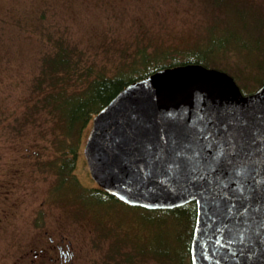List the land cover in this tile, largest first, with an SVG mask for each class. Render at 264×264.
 I'll return each instance as SVG.
<instances>
[{
	"label": "rangeland",
	"instance_id": "obj_1",
	"mask_svg": "<svg viewBox=\"0 0 264 264\" xmlns=\"http://www.w3.org/2000/svg\"><path fill=\"white\" fill-rule=\"evenodd\" d=\"M260 22L264 24V0H0V264L29 260L31 230L80 237L78 243L88 241L73 232L96 230L95 211L80 209L96 189L83 161L79 159L74 171L78 187L67 185L52 195L58 182L43 167L50 157L49 140L39 137L36 126H14L30 100L47 50L45 39H67L89 62L113 73L128 67L137 47L173 52L201 41L199 49L204 50L213 25L227 26L228 34L243 36L253 46L260 41L255 29ZM245 57L228 52L208 66L226 69L241 93L249 95L262 78L253 77L255 67ZM42 128L49 137L48 126ZM99 205L101 216L121 233L125 253L116 264H149L159 251L187 255L192 230H165L160 214L116 201ZM80 249L77 255L84 264H93L92 248Z\"/></svg>",
	"mask_w": 264,
	"mask_h": 264
},
{
	"label": "water",
	"instance_id": "obj_2",
	"mask_svg": "<svg viewBox=\"0 0 264 264\" xmlns=\"http://www.w3.org/2000/svg\"><path fill=\"white\" fill-rule=\"evenodd\" d=\"M90 178L129 207L194 203L191 264H264V84L188 64L122 90L92 121Z\"/></svg>",
	"mask_w": 264,
	"mask_h": 264
},
{
	"label": "trees",
	"instance_id": "obj_3",
	"mask_svg": "<svg viewBox=\"0 0 264 264\" xmlns=\"http://www.w3.org/2000/svg\"><path fill=\"white\" fill-rule=\"evenodd\" d=\"M261 22L258 28L255 27L260 41L253 46H249L243 36L228 34L225 29L227 26L219 25L217 29L213 25L208 31L211 38L208 40V34L206 36L210 44L204 50L202 47L199 49V44L203 43L201 41L188 49L173 52L167 49L147 51L137 47L128 67L119 68L113 73L89 62L85 53L67 39H45L47 50L40 58L39 73L30 88V100L22 118L14 120V126L20 129L36 126V130L41 133L39 137L49 140L50 157L43 167L54 174L58 182L51 191L52 195L56 196L69 187H78L74 171L79 159L87 167L84 149L88 138L86 134L90 132L93 119L130 84L167 68L188 64L210 68V61L233 52L238 56L240 53L247 56L248 64L255 67L253 77L262 78L260 88L264 84V24ZM171 53L174 55L170 56ZM212 69L228 72L217 65ZM44 124L51 131L49 137L45 135L47 128H42ZM92 193L93 196L82 200V207H79L84 213L89 210L99 212V204L115 201L114 197L98 189ZM148 212L162 216L165 230L171 227L175 230H193L196 216L194 203L171 211Z\"/></svg>",
	"mask_w": 264,
	"mask_h": 264
},
{
	"label": "flooded vegetation",
	"instance_id": "obj_4",
	"mask_svg": "<svg viewBox=\"0 0 264 264\" xmlns=\"http://www.w3.org/2000/svg\"><path fill=\"white\" fill-rule=\"evenodd\" d=\"M94 184L96 185V189L107 193L105 190L101 189L95 182ZM109 195L112 196L111 194ZM114 200L116 202L124 204L118 201L115 197ZM102 218H106V220L103 221ZM94 221L96 230H88L85 233L83 232V230L82 233H79V231H76L77 233L73 232L75 236L84 235V238L88 241V243H78L82 241L80 237H66L62 236L61 234H50V232L47 230H44L42 233H39L37 235V230H31V257L27 262H25V264H84L85 260H82L77 255L81 251L80 245L86 247L90 246L92 248V251L94 252V258L92 260L93 264H116V259L121 258V254L125 253V250H123L122 248L123 243H121V233L119 232L120 230H112V228L108 224V217H102L101 212L95 211ZM38 240H42L43 243H39ZM76 240L78 242H76ZM108 247L110 250L108 249ZM106 249L108 250V253H110L108 256L101 254H105ZM151 263L191 264L189 247L187 250V255H185V253H179V251L176 250L168 252L159 251L155 257L151 258L149 264Z\"/></svg>",
	"mask_w": 264,
	"mask_h": 264
}]
</instances>
